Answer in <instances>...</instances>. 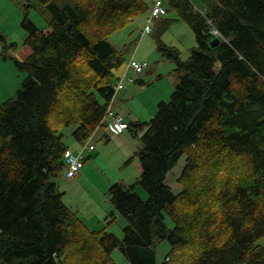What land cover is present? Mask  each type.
I'll return each instance as SVG.
<instances>
[{
  "label": "trees",
  "instance_id": "obj_1",
  "mask_svg": "<svg viewBox=\"0 0 264 264\" xmlns=\"http://www.w3.org/2000/svg\"><path fill=\"white\" fill-rule=\"evenodd\" d=\"M36 1L50 28L29 18L27 0L22 25L32 53L15 59L26 77L0 103V264H117L115 249L131 264H264V0H202L203 10L166 0L194 29L199 50L183 60L177 48L162 47L186 74L149 121L129 122L135 136L145 128L136 184L149 197L136 184L110 186V202L128 220L122 238L90 228L64 202L62 129L74 126L84 144L106 124L125 64L109 37L150 6ZM183 154L176 193L166 178ZM165 239L171 250L159 262Z\"/></svg>",
  "mask_w": 264,
  "mask_h": 264
},
{
  "label": "rangeland",
  "instance_id": "obj_2",
  "mask_svg": "<svg viewBox=\"0 0 264 264\" xmlns=\"http://www.w3.org/2000/svg\"><path fill=\"white\" fill-rule=\"evenodd\" d=\"M152 1L147 0L149 5ZM190 1L199 10L204 9L202 0ZM165 2L167 12L160 18H155L148 28L147 19L150 10L149 12L138 14L127 25L118 29L109 37L114 47L123 52L125 64L130 61L132 56L136 60L148 62V67L141 75L135 74L132 69L127 71L128 75L134 77V80L127 82L124 88L130 87L126 91L132 97L129 107L140 117L139 120L141 121L139 122H147L146 120L149 121L153 117L149 116L148 109L153 110L154 108V113H156L161 101H170L177 84L180 83L182 76L186 74L184 70L178 69L177 63L171 57L166 55L167 51L170 53V48H167L165 51L162 47L170 46L177 48L183 60H187L193 51L199 50L194 29L180 16L176 8L168 1L165 0ZM33 3V7H31L28 13L29 18L38 27L45 30L49 29L50 13L45 11L38 1L33 0ZM25 4H27V0H0V103L14 97L26 77V73L19 69L15 63V59L23 60L32 53L31 47L26 43L27 31L22 25L23 18L28 11ZM167 21L168 24L163 29L162 23L165 24ZM125 64L118 70L117 74L122 75ZM216 68L217 70L220 69L219 60L216 61ZM148 70L150 72L146 73ZM132 86H136L137 89L134 90L131 88ZM121 93L123 94V92ZM123 113L129 122H131V119H135L133 112H131L133 114L128 111ZM74 129V126L63 128L62 133L65 138L70 135L72 136ZM144 131L145 128L142 132L141 130L138 132L139 136H135L133 132L127 129L125 132L132 136L129 137L130 140H122V146L131 150L137 144ZM133 136L136 138L134 139ZM97 137L98 135L94 139L93 135L92 141L88 140L97 145V147L95 151L93 150L90 158L82 168V173L85 177L78 179L81 176L80 174L75 177L74 181H68L65 177L60 179V187L62 190H66L70 203L81 209L79 210L80 213H78L79 216L85 222L84 215L88 224L85 223L93 229H100L103 225L101 224V226L97 227L96 223H91L88 220L87 213H89V210L91 211L90 206L95 208L97 205L95 202H92L91 197L97 203L102 201L106 204L110 186L117 182L115 180L117 177H121V172L125 169V162L121 163V161L117 160L120 159L118 154L120 153L123 156L124 153L122 152L125 149H122V146L119 145L121 149L113 148L112 150V145H109L110 140L102 141L97 139ZM110 152L112 153L109 154ZM136 157V160L140 161L139 156L136 155ZM185 164L186 154H183L166 178V183L176 193L182 189L178 178ZM85 172H88V174L86 175ZM136 186L142 188V191L144 190L143 195L144 192L147 193L146 198L140 196L145 200L148 199L149 193L147 190L142 185L136 184ZM75 195L77 199L74 197ZM98 210L101 211L99 208ZM110 215L111 212H107L103 214V220L101 216L99 218L104 223H106V219L108 220L106 223L109 224L106 227L107 231L113 232L118 238H122L124 227L128 222L126 216L122 213H116L114 219L110 221L112 219ZM165 223L170 229L174 227V222L168 214H165ZM261 243L264 244V239L261 240ZM170 250L171 243L166 239L162 240L156 248L158 261L161 262L166 259L165 257ZM112 257L117 264H131L130 260L120 249H115Z\"/></svg>",
  "mask_w": 264,
  "mask_h": 264
},
{
  "label": "crops",
  "instance_id": "obj_3",
  "mask_svg": "<svg viewBox=\"0 0 264 264\" xmlns=\"http://www.w3.org/2000/svg\"><path fill=\"white\" fill-rule=\"evenodd\" d=\"M154 3H155V0H153L152 3L149 5L150 6V9H149L150 12H151V8L154 5ZM149 72H150V70H148L146 73H149ZM131 88H133L134 90L137 89L136 86H132ZM129 89H130V87H128V88L120 91L117 94V96H116V98H115V100L113 102V108L117 112H119L120 114H123V115H124L123 112H125V111H128L130 113L131 112L134 113L133 109H131L129 107V105L131 103V99H132V97L126 92ZM121 92H123V94ZM148 112H149V116H154L155 115L154 108H153V110L152 109H148ZM133 113H131V114H133ZM134 114H135V119H131V122L133 120H136V121H133V122H139V121H141V120H139L140 117L136 113H134ZM146 121H148V120H146ZM127 122L129 123V120L128 119H127ZM142 122H144V121H142ZM125 131L121 132L122 134L115 132L114 129L112 128L111 124H110V120L108 119V120H106V124L104 126L98 128V130L93 135H94V139L98 135L97 139H100L102 141L110 140L109 141L110 142L109 145H112V150H113V148H120V146L123 145L122 140H126V139H129L130 140L129 137H131L132 135L126 133ZM135 138L136 137H134V139ZM64 141H65L66 145L68 146V148L71 149L74 152L79 151L80 148L82 147V143H80L79 141H77L74 138L73 135L72 136L70 135L67 138H65V136H64ZM140 145H141L140 144V141L138 140L137 144H135V146L132 147L131 150L130 149L128 150L127 148H125L124 146H122V149H125V151L123 150L122 153H124L123 156L125 157L126 160L124 161V157L120 153L118 154V156H119L120 159H117V158L116 159L119 162L121 161V163L122 162H125V166H124L125 169L121 172V177H117V179L115 181H117V182L118 181H121V183H125L127 185L135 184V182L138 181V179H139V177L141 175L142 167H141V162L139 160H136L137 159L136 154H137V152H138V150L140 148ZM95 146L97 147V145H95ZM96 147H95L94 151L96 150ZM92 152H93V150L90 151V152H87L86 158L84 160V163H83L82 168L84 167V165L87 162V160L90 158ZM111 153L112 152H110L109 154H111ZM82 168H81V172H80L81 176L78 179H80L81 177H85L83 175V173H82ZM85 174L87 175L88 172H85ZM79 175H77V176H79ZM64 177L68 181H74V179H75V178L69 179L66 176H64ZM135 190H136L137 193H139V195L143 196L144 198L147 197V193L146 192H144V195H143V191L144 190L142 191V188H138L136 186L135 187ZM74 197L77 199V196L76 195ZM107 197H108L107 199L109 200L110 198H109V195L108 194H107ZM63 200H64V202L67 205H69L71 208H73L78 213H80L79 210H81V209H78L77 206H75L72 203H70L69 199L67 198L66 190L64 191ZM91 200H92V202H95L97 205H96L95 208H92V206H90L91 211L89 210V213H87L88 220H90L91 223H96V226L97 227L101 226V224H102L103 226L101 228H103V227L106 228L109 224H106L107 221H108L107 219H106V223H104V221H102L104 219V218H102L103 217V214H105L107 212H111V214H114L115 215L116 213H119V212L116 211V209L114 208V206L112 205V203L110 202V200L109 201L107 200L106 204H104L102 201L97 203L92 197H91ZM98 208L101 211H99ZM93 210H94V212H93ZM100 216H101L102 220L99 218ZM83 218H84V221L87 223L84 215H83Z\"/></svg>",
  "mask_w": 264,
  "mask_h": 264
},
{
  "label": "built area",
  "instance_id": "obj_4",
  "mask_svg": "<svg viewBox=\"0 0 264 264\" xmlns=\"http://www.w3.org/2000/svg\"><path fill=\"white\" fill-rule=\"evenodd\" d=\"M166 12H167V9H166L165 0H155V3L151 9V13L147 19L148 21L147 28L150 26V24L153 22L155 18H160ZM212 32L213 34H216V35L219 34V31L216 29H213ZM147 67H148L147 61H139V60H136L134 57H132L130 61L126 63L125 71L120 76V79L117 81V84L115 85L116 94L126 87L127 82L134 80V77L128 75L127 73L129 69H132L135 72V74L141 75L144 73ZM105 118L106 120L108 119L110 120V124L112 128L117 133H121L128 128L126 117L123 114H120L117 111H115L112 106H110L107 109ZM94 149H95V144L87 141L82 145L80 150L77 152H74L71 149H67L65 151V155H64V160L66 163L65 175L67 178L73 179L77 175L80 174L81 168L86 158L85 153L90 152Z\"/></svg>",
  "mask_w": 264,
  "mask_h": 264
},
{
  "label": "water",
  "instance_id": "obj_5",
  "mask_svg": "<svg viewBox=\"0 0 264 264\" xmlns=\"http://www.w3.org/2000/svg\"><path fill=\"white\" fill-rule=\"evenodd\" d=\"M220 43V38L216 37L212 40L211 45L212 46H217Z\"/></svg>",
  "mask_w": 264,
  "mask_h": 264
},
{
  "label": "bare ground",
  "instance_id": "obj_6",
  "mask_svg": "<svg viewBox=\"0 0 264 264\" xmlns=\"http://www.w3.org/2000/svg\"><path fill=\"white\" fill-rule=\"evenodd\" d=\"M202 230V229H201ZM201 230H200V232H201ZM204 241V240H203ZM204 243V242H203ZM205 244V243H204ZM208 244H209V241H208ZM206 246V245H205Z\"/></svg>",
  "mask_w": 264,
  "mask_h": 264
}]
</instances>
